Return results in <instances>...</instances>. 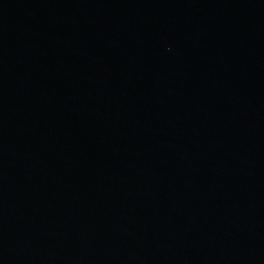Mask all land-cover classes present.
<instances>
[{"label":"water","instance_id":"obj_1","mask_svg":"<svg viewBox=\"0 0 264 264\" xmlns=\"http://www.w3.org/2000/svg\"><path fill=\"white\" fill-rule=\"evenodd\" d=\"M0 264H264V0H0Z\"/></svg>","mask_w":264,"mask_h":264}]
</instances>
